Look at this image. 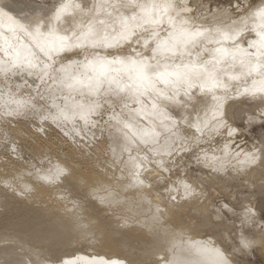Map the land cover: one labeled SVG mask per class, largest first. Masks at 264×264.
<instances>
[{"label": "snow or ice", "instance_id": "snow-or-ice-1", "mask_svg": "<svg viewBox=\"0 0 264 264\" xmlns=\"http://www.w3.org/2000/svg\"><path fill=\"white\" fill-rule=\"evenodd\" d=\"M204 2L200 0L194 8L191 0H57L58 6L46 8L45 0H33L21 18L5 11L9 5H0V84L7 88V93L0 88V117L31 114L39 119L40 131L50 122L73 143L79 140L81 148L96 142L93 129L107 130L114 145L106 149L111 160L105 161L103 170L93 164L78 173L74 164L57 156L55 162L46 157L47 167L32 165L34 171L28 176L49 187L73 178L87 190L86 201L91 198L114 212L125 207L121 190H137V207L146 204L147 211L122 213L117 219L120 227L135 226L153 236L156 244L182 233L166 226L175 205L162 207V201L151 199L153 185L146 182L153 174L172 172V158L191 152L203 137L221 135L224 130L229 140L220 156L200 149L198 163L222 172L234 160L235 170L247 173L259 167L264 177V140L249 151L232 150L231 137L237 129L229 124L225 107L233 93L259 97L264 104V0H236L231 9L215 11L204 8ZM4 17L7 26L2 23ZM16 76L23 80L17 89L35 85V95L13 91L9 81ZM28 78H33L32 84ZM189 105L194 119L192 112L179 111ZM259 119L264 122V108ZM3 137L5 148L11 145V152L18 156L16 140L9 139L7 132ZM173 174L177 179L167 188L169 201H177L178 195L181 200L202 195L187 179ZM21 178L2 183L15 191V181ZM31 191L32 186L24 184L20 194ZM82 207L74 201L70 211L72 222L85 231L95 225L90 219L84 222L79 214ZM225 210L236 214L235 206L228 203L215 211ZM238 218L242 225L238 249L257 243L264 247V224L258 241L255 233L246 235L243 229L256 223L253 209L245 208ZM175 248L169 249L171 259L100 258L87 264H233L227 249L213 242H196L180 254ZM0 264L55 262L15 259L7 249H0Z\"/></svg>", "mask_w": 264, "mask_h": 264}, {"label": "bare ground", "instance_id": "bare-ground-1", "mask_svg": "<svg viewBox=\"0 0 264 264\" xmlns=\"http://www.w3.org/2000/svg\"><path fill=\"white\" fill-rule=\"evenodd\" d=\"M32 2L33 0H0V5H9L5 11L14 17L21 18L28 12L27 5ZM235 2L236 0H210L209 3V0H205L204 8L210 6L214 11L231 9ZM191 3L195 8L200 0H191ZM44 6L53 8L58 6V3L57 0H45ZM2 23L5 26L8 25L7 17L2 18ZM28 80L29 84H32L33 78ZM12 83L16 87L22 85L23 80L19 76L12 77L9 81L10 86ZM0 88L7 93V88L3 84H0ZM34 89L35 85L32 89L16 87L12 90L23 94L31 91L32 95H35ZM225 107L229 124L237 129L231 137L232 150L249 151L253 149V146H259L261 140H264V122L259 119V113L264 108V104L261 103L260 98L235 96L233 93L225 102ZM200 108L201 105H197V110ZM179 111L184 114L192 112V117L195 118L191 105L186 110L179 109ZM201 115H203L202 111ZM249 117H255V119L250 121ZM9 119L11 123L6 124L5 121ZM40 127L39 119L33 118L31 114L16 118L0 117V134L3 136V133L7 132L9 139H15L19 153L18 156L10 153L11 145L10 148L8 147L10 150L6 149L1 142L2 139L0 140V249H7L13 258L25 261L29 258L33 260L47 258L55 264L64 260L76 261V264H87L93 259L120 260L126 257L155 261L161 256L171 259L173 252L169 249H172L173 245L176 246V253L180 254L182 248H187L196 242H213L216 247L227 249L233 264H264V247H261L259 243L248 249H238L242 229L238 217L245 208L251 207L256 219L255 224L243 226L246 235L255 233L254 238L258 241L260 227L264 224L262 170L257 167L247 173L237 171L232 167L235 164L233 160L224 171L212 172L196 160V155H202L200 149L208 151L210 155L213 152L217 156L222 155L221 149L229 140L224 130H221V135L212 134L203 137L200 145L194 147L191 152H181L174 156L173 162L170 163L172 172H164L161 176L153 174L146 182L153 185L150 190L151 199L162 201V207L164 203H168L169 206L175 205L172 213L169 214L166 226L173 228L177 233H182L175 240L169 239L162 244H156L153 236L141 232L135 226L122 228L117 219L122 213L132 215L147 211L146 204L142 208L137 207L140 204V195L137 190H121L120 199L125 201V207L114 212L91 198L86 201L84 194L87 190L77 184L73 178L61 185L49 187L41 186L34 175L30 177L27 174L29 171H34L32 165L38 168L47 167L46 157L52 158L55 162L57 156L74 164L78 173L88 170L93 164H98V167L103 170L105 161L111 160V152H106V149L110 145L114 147L107 130L101 133L100 129H93L98 140L91 147L81 148L79 140L73 143L50 122L44 124L43 131H40ZM48 128L56 136L57 133L60 135L61 140H55L56 142L58 140L57 144H60L61 148H53L56 142L54 141V144L49 138L46 132ZM31 130L32 132L35 130V133L38 131L36 134L31 132L33 135L30 136H36L35 138H38L36 140H40L39 143L34 141V137L33 141H30L28 132ZM88 135L91 139V132ZM173 173L187 179L202 195L198 199L188 200H181L178 195L177 201H169L167 188L174 186L171 182L177 179V175ZM111 174L109 171L108 175L111 176ZM116 175H120L119 171H116ZM13 177H22L15 181L17 185L15 191L4 187L2 183L3 180H12ZM24 184L31 185L33 191L20 194ZM74 201L83 206L79 214L85 217L84 222L87 223L90 219L94 227L82 231L72 222L70 210L73 208ZM224 203H228L230 207L235 206L236 214L226 210L217 214L216 208ZM129 208L132 212H128ZM139 219L144 217L140 215ZM250 238L253 237L250 236ZM5 240L11 243H5ZM153 247H155L154 254H152ZM192 258L195 259V257Z\"/></svg>", "mask_w": 264, "mask_h": 264}, {"label": "rangeland", "instance_id": "rangeland-1", "mask_svg": "<svg viewBox=\"0 0 264 264\" xmlns=\"http://www.w3.org/2000/svg\"><path fill=\"white\" fill-rule=\"evenodd\" d=\"M12 85H14V83H12ZM12 85H11V86H12ZM12 89H16L15 85H14V87H12ZM48 129H49L50 132L48 131ZM48 129H47L46 132H47L49 135H48V134H47V135L49 136V138L52 140V142H53L54 144H55V142H56L55 139H59V140H61V139H60V135H59L58 133H57V136H56V134L53 133V131H51L50 128H48ZM32 130H33V129H32ZM32 130H31L30 132H28V133H29V136L35 131V130H34V131L32 132ZM24 131H25V130H24ZM31 132H32V133H31ZM37 132H38V131H37ZM37 132H36V133H37ZM34 133H35V132H34ZM34 133H33V134H34ZM36 133H35V134H36ZM33 134H32V135H33ZM32 135H31V136H32ZM37 135H39V134H37ZM53 135H54V136H53ZM1 136H2V134H0V137H1ZM31 136H30V137H31ZM2 137H3V136H2ZM2 137L0 138V140L2 139L1 142H3V139H4V138H2ZM33 137L35 138L36 136H33ZM33 137H31L30 141H31V140L33 141ZM58 137H59V138H58ZM53 138H54V140H53ZM36 139H38V138H35L34 141H37V142L39 143L40 140H36ZM97 140H98V138L96 139V141H97ZM28 141H29V140H28ZM54 141H55V142H54ZM53 143H52V144H53ZM57 143H58V140H57L55 146H54V144H53V146H54L53 148H61V145H60V144H57ZM3 144H4V143H3ZM52 144H51V147H52ZM61 144H62V143H61ZM62 145H63V144H62ZM9 146H10V145H9ZM56 146H57V147H56ZM9 148H10V147H9ZM9 148H8V149H9ZM9 150H10V149H9ZM10 151H11V150H10ZM10 151H9V152H10ZM10 153H12V152H10ZM7 156H8V154H7Z\"/></svg>", "mask_w": 264, "mask_h": 264}]
</instances>
